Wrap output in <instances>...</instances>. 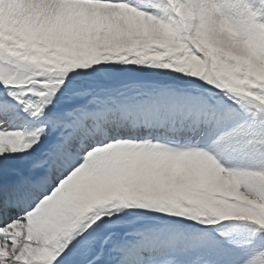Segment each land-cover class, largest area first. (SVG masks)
<instances>
[{
    "label": "snow or ice",
    "instance_id": "1",
    "mask_svg": "<svg viewBox=\"0 0 264 264\" xmlns=\"http://www.w3.org/2000/svg\"><path fill=\"white\" fill-rule=\"evenodd\" d=\"M0 264H264V0H0Z\"/></svg>",
    "mask_w": 264,
    "mask_h": 264
}]
</instances>
